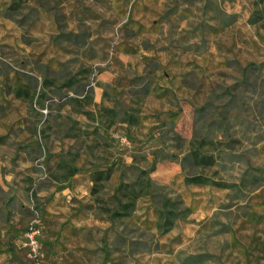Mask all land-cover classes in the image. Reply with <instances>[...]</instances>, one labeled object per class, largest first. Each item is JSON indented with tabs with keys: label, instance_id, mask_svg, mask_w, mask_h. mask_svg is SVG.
I'll list each match as a JSON object with an SVG mask.
<instances>
[{
	"label": "rangeland",
	"instance_id": "1",
	"mask_svg": "<svg viewBox=\"0 0 264 264\" xmlns=\"http://www.w3.org/2000/svg\"><path fill=\"white\" fill-rule=\"evenodd\" d=\"M101 87L139 109L119 144L89 98ZM0 136V264H264V0H0ZM206 136L238 185L184 183L179 159ZM59 162L78 169L66 183ZM95 165L111 174L92 195ZM137 167L191 209L165 234L148 196L120 221L94 201Z\"/></svg>",
	"mask_w": 264,
	"mask_h": 264
},
{
	"label": "trees",
	"instance_id": "2",
	"mask_svg": "<svg viewBox=\"0 0 264 264\" xmlns=\"http://www.w3.org/2000/svg\"><path fill=\"white\" fill-rule=\"evenodd\" d=\"M47 82L43 79V85ZM69 86V83L64 84ZM147 91L143 92L145 95ZM104 91V95H105ZM43 95L41 92L38 94ZM16 97H27V92L18 91L15 93ZM91 98V97H89ZM29 104L32 103V95L28 98ZM85 115L92 116V112L83 111ZM139 109L130 106L128 110L120 111L116 106L102 107L98 109L97 121L107 128L114 123L115 120L124 122L127 125H135L139 121L137 115ZM73 127V126H71ZM68 135L74 136L75 133L68 132ZM223 141L215 137H201L192 138L189 141V148L187 152L179 159V164L182 170L193 169L191 173H185V184H202L212 185L220 188H229L238 185L237 183H229L219 179L216 175L218 171L217 166L222 165L223 155L225 154V147ZM135 164V159L133 160ZM57 168L63 167L65 171L60 175L52 174L53 179L58 181H66L78 169L74 166H69L65 162H59ZM111 174V165H95V169L91 173L92 195H96L98 191L104 188V182L107 181ZM253 179H258L253 176ZM150 197L155 200L157 204L155 229L158 235L168 232L176 220L185 219L190 213L191 209L184 205L178 196L170 197L163 193L159 185L154 183L149 176V170L145 167H137L136 173L132 180H122L115 188L111 195L107 197H94L96 205L99 209L108 214V218L112 221L129 217L134 211L136 201L141 197ZM117 241V238H116ZM154 249H157L155 247ZM141 251H146L144 248Z\"/></svg>",
	"mask_w": 264,
	"mask_h": 264
},
{
	"label": "crops",
	"instance_id": "3",
	"mask_svg": "<svg viewBox=\"0 0 264 264\" xmlns=\"http://www.w3.org/2000/svg\"><path fill=\"white\" fill-rule=\"evenodd\" d=\"M104 91H105V89H104V87H101V88H99V92H97V94H96V96H95V94H94V97L92 96L91 98H90V100H91V102L93 103H97L98 105L99 104H101V106L102 107H113V106H115L113 103L112 104H110V102L108 101V99L109 98H107V96H108V92H105L106 94L104 95ZM92 111V110H91ZM97 122V121H96ZM139 122V121H138ZM138 124V123H137ZM137 124H135V125H127L126 123H124V122H120L119 120H115L114 121V123L113 124H111L110 126H108L107 128H104V126H103V128L109 133L110 132V136H111V138L112 139H115L116 140V142L119 144L120 143V141L121 140H123V139H125L126 140V136H124L123 134H122V132H119V131H115V130H113L115 127H133V126H136ZM1 137V136H0ZM129 142V141H128ZM122 144V143H121ZM128 159H130V161H131V156H129V158ZM77 172V171H76ZM75 172V173H76ZM74 173V174H75ZM73 174V175H74ZM72 175V176H73ZM70 179V178H69ZM69 179H67L66 181H60V182H64V183H66ZM91 184H92V181H91Z\"/></svg>",
	"mask_w": 264,
	"mask_h": 264
},
{
	"label": "built area",
	"instance_id": "4",
	"mask_svg": "<svg viewBox=\"0 0 264 264\" xmlns=\"http://www.w3.org/2000/svg\"><path fill=\"white\" fill-rule=\"evenodd\" d=\"M37 235H38V230L33 225L29 226L23 235L24 241L22 245L26 248L28 256L33 260H37V257L40 253L39 241L37 239ZM34 264H38V263H34Z\"/></svg>",
	"mask_w": 264,
	"mask_h": 264
}]
</instances>
